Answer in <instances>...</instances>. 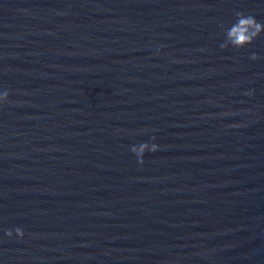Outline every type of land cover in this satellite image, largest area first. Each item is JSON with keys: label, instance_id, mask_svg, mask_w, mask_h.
Masks as SVG:
<instances>
[{"label": "water", "instance_id": "water-1", "mask_svg": "<svg viewBox=\"0 0 264 264\" xmlns=\"http://www.w3.org/2000/svg\"><path fill=\"white\" fill-rule=\"evenodd\" d=\"M236 12L264 0H0V264H264V34L222 49Z\"/></svg>", "mask_w": 264, "mask_h": 264}, {"label": "clouds", "instance_id": "clouds-1", "mask_svg": "<svg viewBox=\"0 0 264 264\" xmlns=\"http://www.w3.org/2000/svg\"><path fill=\"white\" fill-rule=\"evenodd\" d=\"M235 22L224 30V42L220 45L222 49H228L230 46L235 49H243L251 45L257 38L264 34V23L258 22L253 16L245 15L243 12L235 13ZM258 57L252 56L251 59L255 60ZM252 93H248L251 95ZM9 92L3 91L0 93V104L8 101ZM224 115H230L225 113ZM154 139V138H153ZM159 150V146L155 143L142 142L133 145L130 151L136 156L138 164L142 167L144 165V157L146 153H155ZM16 237L19 239L24 238L22 229L15 230ZM12 231L7 232V236L12 238Z\"/></svg>", "mask_w": 264, "mask_h": 264}]
</instances>
